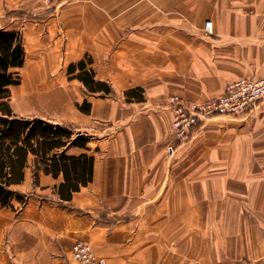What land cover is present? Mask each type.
Listing matches in <instances>:
<instances>
[{
	"label": "crops",
	"instance_id": "obj_1",
	"mask_svg": "<svg viewBox=\"0 0 264 264\" xmlns=\"http://www.w3.org/2000/svg\"><path fill=\"white\" fill-rule=\"evenodd\" d=\"M0 31L23 40L21 118L88 136L66 154L94 158L92 181L69 201L57 194L63 176L39 170L36 182L29 159L13 187L25 203L0 207V264H76L77 240L105 264H264V99L183 144L170 103L264 76V0H63L55 10L0 0ZM87 57L111 95L69 79ZM133 90L141 101L126 99Z\"/></svg>",
	"mask_w": 264,
	"mask_h": 264
},
{
	"label": "trees",
	"instance_id": "obj_2",
	"mask_svg": "<svg viewBox=\"0 0 264 264\" xmlns=\"http://www.w3.org/2000/svg\"><path fill=\"white\" fill-rule=\"evenodd\" d=\"M24 61L25 49L21 34L0 31V207L12 208L13 200L21 205L25 203L24 197L13 190V187L23 182L31 157L36 182L39 170L53 177L60 174L63 176V181L57 187V194L62 201L71 200L73 193L87 186L93 176V156L66 154L69 147L85 148L90 141L88 136L73 137V131L66 126L14 115L9 103L11 87L20 84V77L15 70L22 68ZM91 63V59L87 57L69 65V79L79 80L91 94L111 95L110 86L95 79ZM135 93V90L128 91L126 99L141 101L142 95ZM77 108L86 114L90 112V104L86 101Z\"/></svg>",
	"mask_w": 264,
	"mask_h": 264
},
{
	"label": "built area",
	"instance_id": "obj_3",
	"mask_svg": "<svg viewBox=\"0 0 264 264\" xmlns=\"http://www.w3.org/2000/svg\"><path fill=\"white\" fill-rule=\"evenodd\" d=\"M63 0H43L49 9H56ZM205 32L211 33L212 26L207 22ZM264 99V76L243 77L227 83L223 92L200 103H185L178 97H171V134L176 144H183L192 137L194 129L202 126L209 119L219 116H243L252 113ZM175 144L167 146V153L172 155ZM71 258L76 264H105V259L98 256L90 244L77 240L71 249ZM164 264V263H161Z\"/></svg>",
	"mask_w": 264,
	"mask_h": 264
},
{
	"label": "rangeland",
	"instance_id": "obj_4",
	"mask_svg": "<svg viewBox=\"0 0 264 264\" xmlns=\"http://www.w3.org/2000/svg\"><path fill=\"white\" fill-rule=\"evenodd\" d=\"M65 1V0H64ZM66 1H70V0H66ZM59 6H60V4H59ZM58 8V7H57ZM56 8V9H57ZM55 10V9H54ZM204 27H205V25H204ZM203 30H204V28H203ZM205 31V30H204ZM207 33V32H206ZM208 34H210V33H208ZM23 71H24V68H20V69H17V70H15V72H17L18 73V75H19V77H20V86L18 85L17 87L15 86V88H12L11 89V99H10V106H11V109H12V111H13V113H14V115L16 116V117H18V118H21V115L22 114H24L25 113V111H24V109H21V103H20V99H19V96H18V93H17V90H19L20 88H21V81H22V79H23ZM174 97H176V96H174ZM180 99V98H179ZM181 100V99H180ZM182 102H183V100H182ZM229 117V116H228ZM243 116H236V117H232V118H242ZM216 118V117H215ZM209 120H211V119H209ZM207 122V121H206ZM205 122V123H206ZM204 123V124H205ZM79 134V133H78ZM81 135V134H80ZM76 136V134H74L73 133V137H75ZM82 136H86V135H82ZM168 154V153H167ZM169 155V154H168ZM169 156H171V155H169ZM159 264H161V263H159Z\"/></svg>",
	"mask_w": 264,
	"mask_h": 264
},
{
	"label": "bare ground",
	"instance_id": "obj_5",
	"mask_svg": "<svg viewBox=\"0 0 264 264\" xmlns=\"http://www.w3.org/2000/svg\"><path fill=\"white\" fill-rule=\"evenodd\" d=\"M21 92V90L19 89V90H17V93H18V95H19V93Z\"/></svg>",
	"mask_w": 264,
	"mask_h": 264
}]
</instances>
